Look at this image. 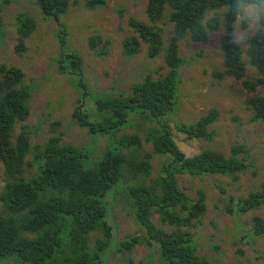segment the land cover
I'll use <instances>...</instances> for the list:
<instances>
[{
  "label": "trees",
  "instance_id": "trees-1",
  "mask_svg": "<svg viewBox=\"0 0 264 264\" xmlns=\"http://www.w3.org/2000/svg\"><path fill=\"white\" fill-rule=\"evenodd\" d=\"M32 1L43 18L55 22L57 39L65 38L67 28L59 18L67 11L69 1ZM144 1L145 21L127 19L131 34L122 41V54L133 57L145 45L148 60L162 56L165 74L133 84L126 95L100 98L95 109H91L94 113H87L84 99L89 89L81 69V56L71 50L60 52L57 70L68 75L80 92L71 114L76 126L93 140L106 136L108 141L132 117L155 122L144 133L151 152L141 151L143 144L139 135L119 137L115 144L108 145L106 141V148L100 151L94 144L76 147L63 143L59 134L32 146L30 140L36 128L25 124L31 92L22 85L24 74L17 67L0 65V164L7 179L0 193V264L9 260L15 264H104L101 256L113 239L107 220L111 192L127 180L136 181L127 194L133 203L135 222L159 255L158 264H220L197 254V237L191 229L205 211V195L198 191L196 199L190 198L179 186L178 176L233 177L247 172L255 175L254 159L244 144L232 145L227 156L206 149L186 157L173 141L169 123L177 106L182 65L179 41L188 38L192 43L206 44L210 34L221 32L218 45L223 56L222 71L216 76L239 81L249 94L245 105L251 121L264 123V97L256 93L264 80L246 78L248 64L259 77H264V12L258 14L256 28L251 32L249 20L242 13L245 7L256 5L257 0ZM11 2L0 0V41L4 32L2 7ZM84 5L94 9L103 6L104 0H84ZM208 12L214 14L206 18ZM165 18L171 25L166 47L159 26ZM239 18L245 32L243 47L235 37ZM35 30L36 22L32 18H16V53L25 51V42ZM108 46L109 42L99 35L88 39V47L99 57L107 55ZM219 117V111L211 108L192 124L173 121V129L188 139L210 142L214 137L210 127ZM16 125L19 131L14 136ZM155 155L162 162L153 176ZM230 203L224 211L232 216L264 207V174L257 190L232 198ZM155 215L174 230L166 232L156 227L152 222ZM99 230L102 238L91 242L90 235ZM249 233L253 239L264 238V218L254 216ZM138 241L139 237H132L122 246L127 251ZM124 264L133 262L127 259Z\"/></svg>",
  "mask_w": 264,
  "mask_h": 264
},
{
  "label": "rangeland",
  "instance_id": "rangeland-1",
  "mask_svg": "<svg viewBox=\"0 0 264 264\" xmlns=\"http://www.w3.org/2000/svg\"><path fill=\"white\" fill-rule=\"evenodd\" d=\"M68 1L67 11L59 18L66 25L67 35L59 39L56 36L55 22L43 18L34 1L12 0L9 5L3 6L1 14L4 32L0 41V65L17 67L24 74L22 85L31 92L27 104L29 116L25 124L29 128H36L30 140L32 146L43 144L49 137L59 134L63 143L76 147L94 144L100 151L106 148L107 137L100 136L93 140L86 131L72 122L71 114L76 100L80 98V92L68 75L58 73L60 52L67 53L71 50L82 58L81 69L89 89L84 99V110L87 113H94L91 109H95L96 101L100 98L126 95L133 84L145 78L155 80L165 74L166 70L162 56L154 60L147 59L145 45H141L140 53L133 57L122 54V41L131 34L127 26L128 17L145 21L144 0H104L103 6L94 9L86 8L84 0ZM260 12H264V0H257L256 5L243 9L242 17L249 20V31L255 30ZM213 14L214 12H208L206 18ZM18 16H28L36 22V30L26 40L25 51L20 53L15 51ZM240 20L241 18L235 24V37L243 47L245 32L240 27ZM159 26L163 31L166 47L165 41L171 35V25L165 18ZM93 35H99L109 42L107 55L99 57L88 47V39ZM220 36L221 32L210 34L206 44H195L188 38L179 41L182 65L179 71L177 106L169 123L172 139L186 157H192L206 149L216 150L227 156L232 145L244 144L251 150L255 175L250 172L233 177L180 175L178 184L192 199H196L198 191L205 195V211L191 229L197 237L195 243L199 257L220 264H264V238L253 239L249 233L252 218H264V207L237 216L224 211L231 205L230 199L244 197L259 188L264 174V123L251 121V113L245 105L249 94L239 81L216 76V73L222 71L223 56L218 45ZM244 60L247 59L244 57ZM246 78L264 80L249 64L246 67ZM256 93L264 97V82L258 86ZM211 108H216L220 117L210 127L214 132L210 142L188 139L173 129V121L192 124ZM155 125V122L132 117L130 123H126L115 137H108V145L115 144L122 136L139 135L143 144L141 151L151 152V146L144 141V133ZM18 131L19 126L16 125L13 135ZM161 162L162 158L155 155L152 161L153 176L160 170ZM31 173L30 168L29 174ZM6 182L0 164V193ZM135 183L136 181L127 180L125 184H118L117 189L111 192L107 220L112 228L113 239L102 254L101 263L104 260V264H124L127 259L133 264L159 263L157 251L148 244L135 222L133 203L127 194L128 188ZM152 222L166 232L174 230L162 223L158 215L153 217ZM97 237L102 238L101 230L90 235L91 242ZM132 237H139L140 241L126 251L122 246L123 242ZM5 264L15 263L9 260Z\"/></svg>",
  "mask_w": 264,
  "mask_h": 264
}]
</instances>
